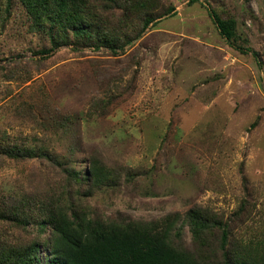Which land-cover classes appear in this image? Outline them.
<instances>
[{
    "label": "rangeland",
    "instance_id": "374dc122",
    "mask_svg": "<svg viewBox=\"0 0 264 264\" xmlns=\"http://www.w3.org/2000/svg\"><path fill=\"white\" fill-rule=\"evenodd\" d=\"M171 6L116 53L49 22L34 29L23 6L8 13L0 0V195L55 185L97 155L124 173L87 197L107 215L200 204L227 218L245 203L236 235L264 238V0H163L160 11ZM212 11L237 20L236 45L250 51ZM122 13L105 18L132 33Z\"/></svg>",
    "mask_w": 264,
    "mask_h": 264
},
{
    "label": "trees",
    "instance_id": "16d2710c",
    "mask_svg": "<svg viewBox=\"0 0 264 264\" xmlns=\"http://www.w3.org/2000/svg\"><path fill=\"white\" fill-rule=\"evenodd\" d=\"M21 5L34 29L46 23L95 47L124 51L147 28L175 11H163V0H5L10 13ZM122 10L121 23L111 25L105 12ZM220 33L236 45L237 20L216 11ZM112 28V29H109ZM244 41H249L244 38ZM246 48V49H245ZM42 53L49 54L47 49ZM10 157H25L32 149L4 148ZM88 170H63V178L30 195H0V264H264V238L236 235V223L248 211L242 203L234 215L197 204L186 213L172 211L157 218H133L121 211L110 216L87 200L98 190L121 182V170L92 156ZM35 229H32V228ZM191 234L186 242L185 233Z\"/></svg>",
    "mask_w": 264,
    "mask_h": 264
}]
</instances>
